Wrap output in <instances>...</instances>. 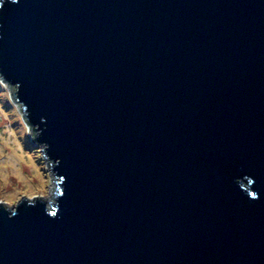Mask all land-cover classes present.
Returning a JSON list of instances; mask_svg holds the SVG:
<instances>
[{"label":"water","instance_id":"obj_1","mask_svg":"<svg viewBox=\"0 0 264 264\" xmlns=\"http://www.w3.org/2000/svg\"><path fill=\"white\" fill-rule=\"evenodd\" d=\"M0 74L60 160L0 264H264V0H4Z\"/></svg>","mask_w":264,"mask_h":264},{"label":"rangeland","instance_id":"obj_2","mask_svg":"<svg viewBox=\"0 0 264 264\" xmlns=\"http://www.w3.org/2000/svg\"><path fill=\"white\" fill-rule=\"evenodd\" d=\"M0 106L5 109L8 107L2 100H0ZM17 126L15 122L9 125L8 121L0 118V168L4 167L5 162L9 158L8 156L11 154L13 148L16 147V142L21 144L28 156H31L33 153V146L35 144L33 137L23 140L18 139L13 135ZM32 162L35 163L42 178H36V174L24 168L23 172L26 179L30 181L29 184H24L23 179L13 167H10L12 170L4 167L5 170L0 171V205L7 206L4 202L18 204V202L26 198L39 199L45 203L54 202L57 188L56 182L58 180L50 170L51 165L44 160L43 154H40L38 159H33ZM26 170H28V174L25 172ZM25 191H27L28 195H25Z\"/></svg>","mask_w":264,"mask_h":264},{"label":"clouds","instance_id":"obj_3","mask_svg":"<svg viewBox=\"0 0 264 264\" xmlns=\"http://www.w3.org/2000/svg\"><path fill=\"white\" fill-rule=\"evenodd\" d=\"M18 0H9V3L15 4ZM4 0H0V5H3ZM19 82H12L7 80L3 74H0V100L3 101L4 104H7L8 107L5 109L4 107L0 106V118L11 123L15 122L18 126L14 130L13 135L16 136L18 139H29L31 137H35V144L33 146V153L31 156H28L21 144H16V152L10 158L9 161L5 162L4 167H14L20 168L22 167L23 163H31L33 159H38L40 154H43L44 160L51 165L52 170L56 168L60 160L59 158L52 159L46 155V152L49 148V145L46 142H36V138L41 135V128L38 124L32 123L29 120V112L27 111L26 104L19 99L17 93L19 91ZM45 118L42 116L40 117V124H43ZM43 163V161H42ZM247 176V175H244ZM235 178V177H234ZM253 180L248 179V185H252ZM240 188V187H239ZM249 197H254L253 191H245ZM25 195H28L27 191H25ZM258 198V197H256ZM25 206H35V204L31 201H23ZM7 206H0V212L6 213V218L11 219L17 212L18 205L14 202H4ZM54 210L52 212H48L43 207V212L48 214L50 217L51 215L56 212Z\"/></svg>","mask_w":264,"mask_h":264},{"label":"bare ground","instance_id":"obj_4","mask_svg":"<svg viewBox=\"0 0 264 264\" xmlns=\"http://www.w3.org/2000/svg\"><path fill=\"white\" fill-rule=\"evenodd\" d=\"M16 144H17V142H16ZM15 152H16V147L13 148L11 154L8 156L9 157L8 160H10V158L15 154ZM24 168H27L30 172H33L34 174H36V178H38V179L42 178L41 175H40V171L37 169V167H36L34 162L31 161V163H26V164L23 163L22 167L14 168V170L16 169V172L18 173V175L23 179L24 184H29V182H30L28 179H26V177L24 175V172H23ZM6 169L12 170L10 167H6ZM3 170H5V168L1 167L0 171H3ZM28 170L25 171V172H27V174H28Z\"/></svg>","mask_w":264,"mask_h":264}]
</instances>
